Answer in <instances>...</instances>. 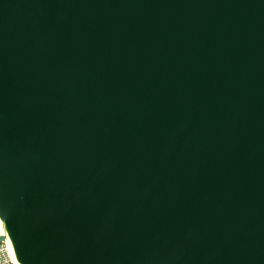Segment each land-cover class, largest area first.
Masks as SVG:
<instances>
[{
    "label": "water",
    "instance_id": "obj_1",
    "mask_svg": "<svg viewBox=\"0 0 264 264\" xmlns=\"http://www.w3.org/2000/svg\"><path fill=\"white\" fill-rule=\"evenodd\" d=\"M0 223L19 264H264V0H0Z\"/></svg>",
    "mask_w": 264,
    "mask_h": 264
},
{
    "label": "built area",
    "instance_id": "obj_2",
    "mask_svg": "<svg viewBox=\"0 0 264 264\" xmlns=\"http://www.w3.org/2000/svg\"><path fill=\"white\" fill-rule=\"evenodd\" d=\"M0 264H19L9 252L4 241L0 242Z\"/></svg>",
    "mask_w": 264,
    "mask_h": 264
},
{
    "label": "bare ground",
    "instance_id": "obj_3",
    "mask_svg": "<svg viewBox=\"0 0 264 264\" xmlns=\"http://www.w3.org/2000/svg\"><path fill=\"white\" fill-rule=\"evenodd\" d=\"M0 224H1V223H0ZM3 232H4V230H3ZM3 235H4V234H3ZM4 242L6 243L7 248H8V250H9V252L11 253V255L15 258L14 254H13V250H12L11 245H10V243H9V240L7 239L6 236L4 237Z\"/></svg>",
    "mask_w": 264,
    "mask_h": 264
},
{
    "label": "snow or ice",
    "instance_id": "obj_4",
    "mask_svg": "<svg viewBox=\"0 0 264 264\" xmlns=\"http://www.w3.org/2000/svg\"><path fill=\"white\" fill-rule=\"evenodd\" d=\"M3 234H4V232H3V225L0 224V235H3Z\"/></svg>",
    "mask_w": 264,
    "mask_h": 264
}]
</instances>
